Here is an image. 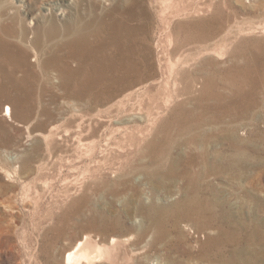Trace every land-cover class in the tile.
<instances>
[{
    "label": "rangeland",
    "instance_id": "obj_1",
    "mask_svg": "<svg viewBox=\"0 0 264 264\" xmlns=\"http://www.w3.org/2000/svg\"><path fill=\"white\" fill-rule=\"evenodd\" d=\"M118 1L21 3L28 21L69 22L94 41L89 30ZM136 2L131 38H119L134 47L136 68L105 102L85 104L93 91L63 93L53 77L34 81L31 108L0 96V264H66L86 234L108 242L130 233L142 256L163 263L176 252L158 242L160 228L151 237L135 219L140 207L155 213L191 192L196 214L172 218L169 240H196V264H219L215 251L233 249L241 232L248 253L264 258V0ZM176 7L184 13L171 14ZM54 38L53 46L71 39ZM113 38L103 32L107 51ZM7 104L17 122L3 115ZM156 109L160 118L147 123ZM147 128L158 138L142 141ZM181 143L192 147L182 161L171 149ZM178 171L187 182L173 195Z\"/></svg>",
    "mask_w": 264,
    "mask_h": 264
},
{
    "label": "bare ground",
    "instance_id": "obj_2",
    "mask_svg": "<svg viewBox=\"0 0 264 264\" xmlns=\"http://www.w3.org/2000/svg\"><path fill=\"white\" fill-rule=\"evenodd\" d=\"M22 1L0 0V96L17 103L24 109L31 108L32 98L40 86L34 84V81L53 77L59 81L56 86L57 90L63 93H71L82 98L85 91H93L94 98L85 101V104L94 100L95 102H105L108 96H105L104 92L117 91L121 87L119 82L135 70V49L129 44H123V40L119 41V38L124 35L128 38L132 35L134 26L131 21L135 14L134 7L137 0L130 2L119 0L116 7L106 11L102 18H99L100 28L89 30L90 35L96 36L94 41L90 40L88 34L79 28H72L69 22L63 24L60 21L58 25V21L49 22L46 20L40 24L34 17L28 21L29 8L22 4ZM75 1L82 0H69L68 5L72 7V3ZM167 7L169 8V6ZM180 11L181 9L176 7L172 8L170 13L177 16ZM61 14L62 12L59 13V15ZM63 17H58V20H63ZM25 22L29 27L32 24L33 31L27 29L26 24L24 25ZM169 28L171 30V27ZM104 31L114 36L115 44L110 51H107L109 47L105 40L101 39ZM58 35L69 36L71 39L55 46L48 42L50 38ZM55 43L57 42L55 41ZM143 48L145 54V47ZM112 82L117 84L114 88H111ZM161 113L160 109L146 110L143 119L147 123L151 121L150 123L154 125ZM3 115L9 120L17 122L9 104L4 105ZM135 115L136 113L132 112L131 116ZM153 129L147 128L146 131L141 129L139 131L141 140L147 141L150 136L153 140L149 141L157 139L158 137L154 136L155 129ZM171 149L176 152L177 159L182 161L185 159L181 153H186L185 149H189L190 153L192 147L190 144L181 143L178 146L173 145ZM169 153H171L170 148ZM170 158L173 156L170 155L169 160ZM178 172L180 173L172 177L179 184L182 180V183L181 186L176 185L175 190H170L173 195L181 194L187 182L185 171ZM191 193H188L182 202L168 207H156L155 213L154 209L150 214L147 209L140 207L141 218L135 219V223L141 226V230L151 237L155 238L158 228H160L161 238L158 242L165 245L166 250L169 245L170 249L176 252L175 256H169L166 253L165 262L149 260L142 256L145 245L137 247L134 243V234L130 233L112 237L108 242L98 241L91 234H86L67 253L66 264H142L141 260L144 258L146 261L148 260V264H196V240L194 243H189L186 240L180 242L169 240L170 232L177 230L179 225L177 221L171 222L172 218L186 220L189 216L196 214V194ZM156 194L157 200L164 199L165 193L159 191ZM169 224H171V229L167 228ZM258 229L254 234L256 236L261 235ZM233 234L237 236V240L234 239L229 244L235 245L234 248H218L214 253L215 260L219 264H264V258H258L254 253H248L249 248L242 244V240L246 237L245 234L241 232L238 234L233 232ZM252 236L249 235V237ZM211 262L212 260H210Z\"/></svg>",
    "mask_w": 264,
    "mask_h": 264
}]
</instances>
